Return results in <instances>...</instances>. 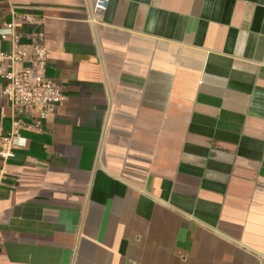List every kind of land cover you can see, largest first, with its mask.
I'll return each mask as SVG.
<instances>
[{"label": "crops", "instance_id": "0c3cea01", "mask_svg": "<svg viewBox=\"0 0 264 264\" xmlns=\"http://www.w3.org/2000/svg\"><path fill=\"white\" fill-rule=\"evenodd\" d=\"M12 22L64 100L39 123L0 92V264H264V0H0Z\"/></svg>", "mask_w": 264, "mask_h": 264}, {"label": "built area", "instance_id": "2783aa9c", "mask_svg": "<svg viewBox=\"0 0 264 264\" xmlns=\"http://www.w3.org/2000/svg\"><path fill=\"white\" fill-rule=\"evenodd\" d=\"M32 21V18H28ZM16 23L6 24L0 31L3 41L12 43L11 53H0V63L8 61L12 65L10 71L0 70L1 77L7 81L0 92L5 95L20 113L34 110L39 116V123L56 110L63 102L61 87L50 77L46 70L48 51L42 33L33 34L27 45L21 44V35L16 31ZM22 69H17V67ZM20 122H14L9 136L2 139L0 157L5 161L14 157L13 149L20 145ZM39 126V124H37Z\"/></svg>", "mask_w": 264, "mask_h": 264}]
</instances>
